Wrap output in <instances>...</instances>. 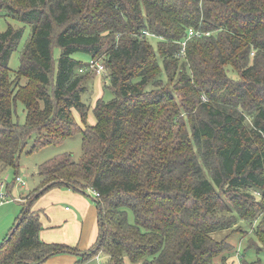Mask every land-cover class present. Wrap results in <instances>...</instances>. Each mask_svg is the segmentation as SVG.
Masks as SVG:
<instances>
[{"label": "trees", "instance_id": "obj_1", "mask_svg": "<svg viewBox=\"0 0 264 264\" xmlns=\"http://www.w3.org/2000/svg\"><path fill=\"white\" fill-rule=\"evenodd\" d=\"M0 14L22 24L0 31V174L18 172L29 139L35 152L82 134L77 161L66 153L37 165L0 264L79 253L42 241L33 210L67 185L99 195V234L81 262L101 251L108 264H215L237 232L264 249V0H0ZM24 25L31 33L11 75ZM189 28L209 34L189 37L178 56ZM143 30L162 37L155 47ZM78 52L104 62L109 100H82L93 74L78 71ZM221 230L230 231L218 239Z\"/></svg>", "mask_w": 264, "mask_h": 264}, {"label": "rangeland", "instance_id": "obj_2", "mask_svg": "<svg viewBox=\"0 0 264 264\" xmlns=\"http://www.w3.org/2000/svg\"><path fill=\"white\" fill-rule=\"evenodd\" d=\"M10 24L13 27L22 26V24L11 18L10 16H6L3 14H0V31L6 30L7 25ZM24 31L22 34V37L20 38L18 42L17 48L11 53L9 58V68H10V74L13 75V72L17 70L20 64L19 55L22 50V48L25 45L26 40L28 39L30 35V28L28 26L23 27ZM151 41V44L155 47L157 43L156 38L149 39ZM57 53V51H56ZM73 58L76 59H82L84 63H87L90 59L87 54L84 52H78L74 53L72 55ZM88 73H92V77H89L88 80L85 81L83 84L86 88V91H84L81 95V98L84 102L91 103V105H94L95 99L98 97H102L104 100H109L112 97V92L109 90L106 85L108 84V79L105 77L106 73L97 74L95 71H87ZM231 76H236V73L234 71L229 72ZM162 78L164 81H166V74L163 73ZM26 79L22 78L21 83H25ZM24 105H22L20 102L17 104V108L15 109V112L13 113V121L17 122H24ZM73 116L75 119L78 120L79 114L77 111L72 110ZM87 119L89 120V123H95L96 118H94L93 113L91 109L88 111ZM80 123V122H79ZM81 142H82V134L80 132L75 133L74 135L65 138L64 140L60 141L56 144H50L49 146H45L42 148H39L35 150V152H29L30 147L33 144V140L29 139L27 145L22 150L20 154L19 159V168L18 172L16 173L13 168H8V170L5 174V179L2 180V182L5 183L6 189H4L3 193L6 195L4 199L0 198V231H2L3 227L8 224V222L12 221L14 217H16L22 209V205L17 202L14 198H18L17 196L24 191L23 188H20L18 182H14L15 176L18 175L22 182L25 184L27 183V188L35 187L36 183H38V175H37V168L38 164L51 159L52 157H55L57 155H66L71 154L73 160L77 161L81 155H82V149H81ZM14 185L11 188L12 195L10 192L7 191V183H13ZM88 193V192H87ZM15 215V216H14ZM129 221H133V215L131 212H129ZM244 229H249L248 225L246 223H243ZM230 230H221L214 233V236L218 239H221L222 236H225L229 233ZM251 232H249L248 235H250ZM229 241L233 245V250L230 252L224 253L226 257L219 256L217 257L214 262L215 264H240L241 258L244 257L248 261H253L256 259H259L261 264H264V249H261L257 251L255 247L253 248H247V239L248 237H243L240 235L239 232L233 233L230 236H228ZM100 258V261H97V256ZM94 256V259L92 260L84 259V264H108L107 263V257L103 255V253L100 251ZM126 264H132L128 261Z\"/></svg>", "mask_w": 264, "mask_h": 264}, {"label": "crops", "instance_id": "obj_3", "mask_svg": "<svg viewBox=\"0 0 264 264\" xmlns=\"http://www.w3.org/2000/svg\"><path fill=\"white\" fill-rule=\"evenodd\" d=\"M7 171L0 174V180L6 178ZM19 185L24 191L14 199L21 202L23 208L27 201V195L36 186L27 188V183L23 182ZM9 192L12 195L11 190ZM95 199L96 197L90 189L80 192L68 185L52 187L39 196L33 206V210L40 212L42 228L39 231V238L47 243L58 242L73 246L79 251V253L72 251L54 253L39 264H84L80 261V254L96 242L99 234L97 225L99 210ZM20 213L0 231V241L11 230ZM92 258L94 259V257ZM92 258L87 259L89 261ZM96 258L97 261H100L98 256Z\"/></svg>", "mask_w": 264, "mask_h": 264}, {"label": "built area", "instance_id": "obj_4", "mask_svg": "<svg viewBox=\"0 0 264 264\" xmlns=\"http://www.w3.org/2000/svg\"><path fill=\"white\" fill-rule=\"evenodd\" d=\"M143 34L148 38H156V39H161L162 37L157 35L156 33H152L148 30H143ZM209 34V32H202V31H196L193 28H189L187 30V33L185 34V37L183 38V40L180 41V45L181 48L178 51V56H184V52H185V45L186 42L188 40L189 37L191 36H197L200 37L201 35H207ZM80 72H85V71H95L97 74H102V73H106V68L104 65V62L102 60H96V59H90L87 63H85L84 65L79 67ZM15 181L18 182L19 184L22 183V179L17 176L15 178ZM5 183L0 181V198L4 199V197H6V195L3 193L4 189H5ZM93 192V194L95 195V197L97 198L99 195L97 192L91 190ZM0 203H2V201H0Z\"/></svg>", "mask_w": 264, "mask_h": 264}, {"label": "water", "instance_id": "obj_5", "mask_svg": "<svg viewBox=\"0 0 264 264\" xmlns=\"http://www.w3.org/2000/svg\"><path fill=\"white\" fill-rule=\"evenodd\" d=\"M45 188H46V187H45ZM45 188L40 189V190L36 193V195H37L38 193L42 192ZM36 195H35V196H36ZM25 207L27 208L28 205H25ZM18 225H19V222L15 223V225H14V227H13V229H12V231H11V233L9 234L8 237H10V235L15 231V229H16V227H17Z\"/></svg>", "mask_w": 264, "mask_h": 264}]
</instances>
